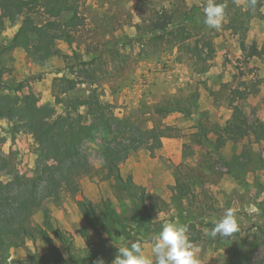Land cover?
Listing matches in <instances>:
<instances>
[{
	"label": "rangeland",
	"instance_id": "rangeland-1",
	"mask_svg": "<svg viewBox=\"0 0 264 264\" xmlns=\"http://www.w3.org/2000/svg\"><path fill=\"white\" fill-rule=\"evenodd\" d=\"M209 2L86 0L80 9L84 26L72 34L70 44L56 41L45 61L21 49L4 51L19 22L8 25L0 33V70L11 86L34 93L39 105L52 108L56 116L65 115L67 100L93 96L116 117L130 116L146 128H173L175 136L162 138L161 148L131 151L117 165L123 179L130 176L144 188L149 208L158 204L150 229L160 232L168 222L186 225L200 264H264V238H253L257 226L264 227V0L249 20L237 16L247 10L248 0H216L226 4L220 30L203 23ZM196 11L195 22L184 23L186 14ZM239 22L248 27L242 35L229 29ZM183 23L191 37L181 41V35L169 32ZM157 24L164 30H156ZM64 80L77 82L76 88L66 92ZM177 102L192 114L154 112ZM234 106L257 134L234 136ZM78 112L88 124V109ZM199 126L213 148L196 143ZM103 141L97 137L86 144L94 169L80 179V193L47 200L34 215L36 224L50 223L48 238L39 235L2 252L5 264H43L52 246L67 264L70 258L76 264H112L116 247L131 242L152 256L155 233L145 241L138 236H145L148 226L139 203L98 160ZM0 159V182L38 176L40 148L16 120L0 119ZM83 198L95 205L100 224L78 205ZM229 208L235 210L240 236L206 235Z\"/></svg>",
	"mask_w": 264,
	"mask_h": 264
},
{
	"label": "trees",
	"instance_id": "trees-1",
	"mask_svg": "<svg viewBox=\"0 0 264 264\" xmlns=\"http://www.w3.org/2000/svg\"><path fill=\"white\" fill-rule=\"evenodd\" d=\"M85 1L0 0V33L8 25L19 22V27L11 37L9 45L3 47L4 51L21 49L27 56L45 61L53 54L56 41L63 40L70 44L72 34L84 26L85 20L80 9ZM261 2L262 0H257L254 8L248 3L247 10L242 13L238 11L237 16L249 20L253 13L257 12ZM198 14L199 11L191 16L187 13L184 23L195 22L194 19H197ZM184 23L173 26L169 34L181 35V41L189 39L191 36L185 30ZM156 27V30H164L161 24H157ZM229 29L235 34L242 35L248 27L244 22H239L231 25ZM241 45L243 49L244 43L241 42ZM64 82L67 85L66 92L76 88L77 82L70 80H64ZM83 106L89 111L88 124H85L83 114L78 112V108ZM193 108L195 110L197 104H193ZM108 109L92 96L85 100H67L65 115L56 116L52 108L39 105V99L34 93H22L21 86H11L0 70V119L19 122L24 132L31 135L38 144L42 159L39 161L40 168L36 179L0 182V264H5L6 260L2 252L18 248L28 240L33 241L39 235L48 238L50 223L45 221L44 226L38 225L33 221V217L47 200L59 201L63 195L76 196L80 193V179L92 173L94 169L86 144L94 143L97 137L104 138V141L99 144L98 152L101 165L106 168L109 175L115 176L120 188L134 197L142 209L148 226L145 236L142 234L138 236L145 241L143 239L150 234H159L158 231L151 230L149 227L151 212L158 209V204L149 208L145 201L144 188L136 186L130 176L123 179L117 165L125 162L131 151L146 149L152 152L161 148L162 138L175 136V130L169 126L146 128L130 116L119 118ZM154 112L157 115L178 112L185 117L192 114L190 108L182 107L179 102L157 107ZM232 121L235 137L241 136L246 131L257 134V130L248 124L238 106L233 108ZM197 133L199 140H196V143L213 148L202 126H199ZM1 161L0 159V170H3ZM233 175L238 177L236 173ZM78 205L93 223L100 224L93 203L83 198ZM257 230L253 238H264V227L257 226ZM54 235L59 240H65L61 232L54 231ZM238 236H240V230L225 238ZM50 255L51 257L45 258L43 264H67L58 249L53 246ZM74 262L70 258L69 264Z\"/></svg>",
	"mask_w": 264,
	"mask_h": 264
},
{
	"label": "clouds",
	"instance_id": "clouds-1",
	"mask_svg": "<svg viewBox=\"0 0 264 264\" xmlns=\"http://www.w3.org/2000/svg\"><path fill=\"white\" fill-rule=\"evenodd\" d=\"M250 7H255L257 0H248ZM203 23L209 28L220 30L227 19L226 4L210 2L203 8ZM239 231L234 209H227L221 219L206 235L212 238L229 237ZM117 254L112 264H200L196 246L190 239L186 225L177 222L164 224L158 235L152 236V256L143 254L139 242H131L124 246H118ZM97 264H104L103 260Z\"/></svg>",
	"mask_w": 264,
	"mask_h": 264
}]
</instances>
